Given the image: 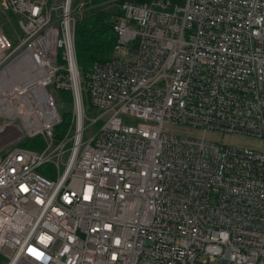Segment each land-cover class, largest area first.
Returning <instances> with one entry per match:
<instances>
[{
  "label": "built area",
  "instance_id": "2783aa9c",
  "mask_svg": "<svg viewBox=\"0 0 264 264\" xmlns=\"http://www.w3.org/2000/svg\"><path fill=\"white\" fill-rule=\"evenodd\" d=\"M73 3L1 0L22 36L0 24V264H264V151L204 138L264 143V0L124 2L84 89Z\"/></svg>",
  "mask_w": 264,
  "mask_h": 264
},
{
  "label": "trees",
  "instance_id": "16d2710c",
  "mask_svg": "<svg viewBox=\"0 0 264 264\" xmlns=\"http://www.w3.org/2000/svg\"><path fill=\"white\" fill-rule=\"evenodd\" d=\"M150 1L151 0H74L75 3L81 2L85 4V13L77 18L74 32L77 65L80 76L82 74L86 79L94 63L110 60L116 40L113 32V25L120 14V5L124 2L143 4L150 3ZM110 4L115 5L112 11L105 7L103 8L104 5L108 6ZM8 14L12 16L11 13L8 12ZM70 100L71 96L68 92H57L58 105L62 102H70ZM61 116L62 123L56 127L54 131L57 140L62 138L69 122L68 112L63 110ZM16 146L40 151L43 149V142L39 137H36L33 139H23L16 144Z\"/></svg>",
  "mask_w": 264,
  "mask_h": 264
},
{
  "label": "rangeland",
  "instance_id": "374dc122",
  "mask_svg": "<svg viewBox=\"0 0 264 264\" xmlns=\"http://www.w3.org/2000/svg\"><path fill=\"white\" fill-rule=\"evenodd\" d=\"M75 5V2L73 3ZM106 8L110 11H112L115 7L114 4H110L108 6H103V8ZM9 11H6L1 6V0H0V23L3 26V29L5 33L8 35L9 39L12 41V44L15 45L17 40L22 36L21 29L18 24V18L14 15L10 16L8 14ZM10 13V12H9ZM85 11L83 12V14ZM82 14V15H83ZM80 17V16H79ZM113 56V52L111 54V57ZM85 77L81 74L80 81L81 86L84 89L85 88ZM61 105L63 106V109H59V113L62 114L63 110L67 112L70 110V103L62 102ZM86 113L88 118H95L99 113L100 110H97L95 114L91 112V108L88 106V102L86 101ZM99 127V124L96 126H92L86 130L84 133V138H88L91 135V132L94 131ZM166 131L175 136L179 137H186V138H202V131L201 129H195L191 128L185 125H171L165 127ZM205 140L212 143H218L221 145H227L231 147L241 148V149H249V150H255V151H264V143L261 139L250 137L246 135H237V134H227L222 133L219 131H208L205 136ZM38 173L43 174L45 176H51L54 174V169L51 166H44L41 169L38 170Z\"/></svg>",
  "mask_w": 264,
  "mask_h": 264
},
{
  "label": "bare ground",
  "instance_id": "6f19581e",
  "mask_svg": "<svg viewBox=\"0 0 264 264\" xmlns=\"http://www.w3.org/2000/svg\"><path fill=\"white\" fill-rule=\"evenodd\" d=\"M22 72H23V69H20V70L18 71V75H20ZM17 78H19V77H17Z\"/></svg>",
  "mask_w": 264,
  "mask_h": 264
}]
</instances>
